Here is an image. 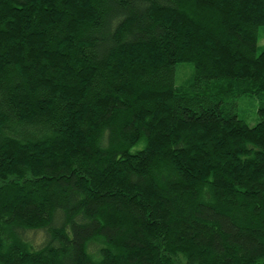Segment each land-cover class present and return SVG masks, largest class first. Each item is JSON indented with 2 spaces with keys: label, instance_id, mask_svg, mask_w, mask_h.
Segmentation results:
<instances>
[{
  "label": "trees",
  "instance_id": "16d2710c",
  "mask_svg": "<svg viewBox=\"0 0 264 264\" xmlns=\"http://www.w3.org/2000/svg\"><path fill=\"white\" fill-rule=\"evenodd\" d=\"M263 27L264 0H0V264H264Z\"/></svg>",
  "mask_w": 264,
  "mask_h": 264
},
{
  "label": "rangeland",
  "instance_id": "374dc122",
  "mask_svg": "<svg viewBox=\"0 0 264 264\" xmlns=\"http://www.w3.org/2000/svg\"><path fill=\"white\" fill-rule=\"evenodd\" d=\"M260 51L264 50V27L260 29V41H259ZM193 75V67L188 64H184L178 68L177 72V83L180 85L184 81H187V78H190ZM186 76V77H184ZM187 79V80H186ZM240 106V115L241 117L250 125L254 126L258 120V108L260 103L256 99L246 97L242 99L239 103ZM38 234V233H35ZM43 235L39 233L36 235L38 241L41 240Z\"/></svg>",
  "mask_w": 264,
  "mask_h": 264
}]
</instances>
